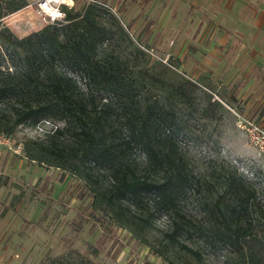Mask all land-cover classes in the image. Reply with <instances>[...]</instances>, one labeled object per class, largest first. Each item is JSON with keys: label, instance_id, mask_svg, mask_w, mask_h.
I'll use <instances>...</instances> for the list:
<instances>
[{"label": "rangeland", "instance_id": "obj_1", "mask_svg": "<svg viewBox=\"0 0 264 264\" xmlns=\"http://www.w3.org/2000/svg\"><path fill=\"white\" fill-rule=\"evenodd\" d=\"M25 4L0 20V29L18 39L45 27L40 19L34 22L31 3ZM88 4L99 7L101 22L110 23L100 56L126 59L137 77L148 70L163 81L165 90L148 83L139 97L160 99L173 114L162 132L170 131L201 184L179 193L171 215L158 210L151 195L125 208L146 224L135 238L108 209L92 206L91 183L26 156L25 148L34 149L61 122L50 118L9 135L0 132V264H249L251 258L264 264V144L248 131L251 125L264 131V0H78L72 10ZM22 55L0 42V79L22 66ZM158 63L168 70L159 73ZM57 66L76 82L75 94L90 90L84 77ZM186 80L195 85L187 97L169 95V86ZM105 101L110 96L100 92L96 102ZM19 103L15 97L3 100L0 118ZM128 156L143 174L142 152L134 148ZM232 173L253 192L241 221L252 229L238 242L223 244L213 233L215 203ZM93 178L100 187L109 183L103 170Z\"/></svg>", "mask_w": 264, "mask_h": 264}, {"label": "trees", "instance_id": "obj_2", "mask_svg": "<svg viewBox=\"0 0 264 264\" xmlns=\"http://www.w3.org/2000/svg\"><path fill=\"white\" fill-rule=\"evenodd\" d=\"M25 5L23 0H3L0 20ZM98 9L93 4L80 12L66 9L65 25H48L21 39L7 28L0 29V42L23 54L22 66L0 79V103L11 97L22 103L11 107L9 116L0 118V132L9 135L20 125L34 126L50 118L61 122L62 126L50 131L45 141L35 143L34 149L25 148L26 156L91 183L92 206L108 209L120 226L139 238L146 224L135 221L134 212L125 208L151 195L155 207L171 215L179 193L201 183L188 169L170 131L162 132L174 122L173 114L160 99L150 102L139 97L148 83H158L165 90L161 78L149 75L148 70L139 71L148 75L146 82L143 76H136L128 60L100 56V44L111 32L106 26L110 23L100 21ZM109 17L117 23L115 16ZM57 65L84 77L90 90L75 94L76 82ZM157 65L161 74L168 70ZM169 87L170 96L187 97L195 85L186 80ZM100 92L110 96L101 106L96 102L97 98L100 103ZM134 148L143 154V174L129 160ZM100 170L109 179L105 187L93 178ZM223 184L224 191L215 203L218 216L214 217L213 233L223 244H232L251 232L250 223L241 221L248 216L253 192L235 173L227 175ZM177 228L176 224L174 232ZM253 263L251 258L249 264Z\"/></svg>", "mask_w": 264, "mask_h": 264}, {"label": "built area", "instance_id": "obj_3", "mask_svg": "<svg viewBox=\"0 0 264 264\" xmlns=\"http://www.w3.org/2000/svg\"><path fill=\"white\" fill-rule=\"evenodd\" d=\"M31 3L35 9L38 18L41 19L45 26L57 25L65 21V10L74 7L78 0H25ZM248 131L255 136L257 141L264 144V131L262 128L251 125Z\"/></svg>", "mask_w": 264, "mask_h": 264}, {"label": "crops", "instance_id": "obj_4", "mask_svg": "<svg viewBox=\"0 0 264 264\" xmlns=\"http://www.w3.org/2000/svg\"><path fill=\"white\" fill-rule=\"evenodd\" d=\"M116 9H117V8H116ZM140 16H141V15H140ZM142 18L144 19V15H142ZM142 18H140V20H138L136 23H133V27H132V28H135L136 25H140V23L142 22V21H141ZM38 19H39V18L36 17L35 20H34V22H35V23L38 22V24H39V20H38ZM146 31H147V26H146V28L144 29L143 33H141V38L145 35ZM225 52H226V49L224 50V53H225Z\"/></svg>", "mask_w": 264, "mask_h": 264}, {"label": "bare ground", "instance_id": "obj_5", "mask_svg": "<svg viewBox=\"0 0 264 264\" xmlns=\"http://www.w3.org/2000/svg\"><path fill=\"white\" fill-rule=\"evenodd\" d=\"M40 23H41L42 26L45 25L44 22L41 19H40Z\"/></svg>", "mask_w": 264, "mask_h": 264}]
</instances>
